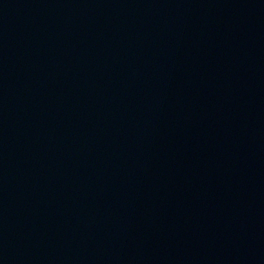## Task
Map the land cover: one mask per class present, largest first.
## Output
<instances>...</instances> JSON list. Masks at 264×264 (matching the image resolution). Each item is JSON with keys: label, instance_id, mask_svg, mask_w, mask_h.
I'll return each mask as SVG.
<instances>
[{"label": "water", "instance_id": "1", "mask_svg": "<svg viewBox=\"0 0 264 264\" xmlns=\"http://www.w3.org/2000/svg\"><path fill=\"white\" fill-rule=\"evenodd\" d=\"M0 264H264V0H0Z\"/></svg>", "mask_w": 264, "mask_h": 264}]
</instances>
